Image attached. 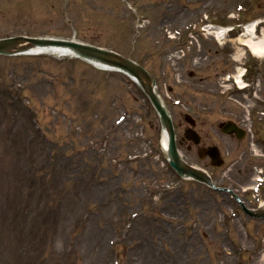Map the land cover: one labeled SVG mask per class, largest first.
I'll return each mask as SVG.
<instances>
[{
    "label": "rangeland",
    "instance_id": "obj_1",
    "mask_svg": "<svg viewBox=\"0 0 264 264\" xmlns=\"http://www.w3.org/2000/svg\"><path fill=\"white\" fill-rule=\"evenodd\" d=\"M204 15L237 29L223 44L170 40ZM254 22L260 37L264 0H0V38L76 39L147 68L184 159L248 208L264 201V58L238 57L237 38ZM188 114L226 154L222 168L183 141ZM238 118L243 142L220 129ZM164 138L124 73L62 52L0 56V264H264V221L179 177Z\"/></svg>",
    "mask_w": 264,
    "mask_h": 264
},
{
    "label": "water",
    "instance_id": "obj_2",
    "mask_svg": "<svg viewBox=\"0 0 264 264\" xmlns=\"http://www.w3.org/2000/svg\"><path fill=\"white\" fill-rule=\"evenodd\" d=\"M54 49L63 50L64 53H70L76 57L96 63L103 67L118 70L131 76L137 80L141 87L144 89L156 111L158 112L161 120L163 130L167 139V151L166 157L170 160V165L176 172L183 178L194 179L202 182L216 190L230 192L232 196L239 201L238 197L228 189L217 188L210 176L204 171L190 166L183 158L178 150L176 142V131L172 117L168 113V110L162 103V100L156 89L155 78L141 65L135 61L126 58L116 52L102 49L90 44L78 42L76 40H62L53 38H30L26 36H12L8 38L0 39V55L4 56H16L21 54L37 53L40 51H53ZM186 120L195 126V122L190 116L186 117ZM234 129H226V132L233 133ZM186 137L193 140L196 144L200 143V137L193 129H189L186 133ZM213 159H218V149L213 148L207 151ZM201 157H204L203 151L200 152ZM222 161L214 163V165L221 166ZM242 207L246 214L256 219L264 220V210L249 209L242 204Z\"/></svg>",
    "mask_w": 264,
    "mask_h": 264
},
{
    "label": "bare ground",
    "instance_id": "obj_3",
    "mask_svg": "<svg viewBox=\"0 0 264 264\" xmlns=\"http://www.w3.org/2000/svg\"><path fill=\"white\" fill-rule=\"evenodd\" d=\"M256 29H257V23H251L247 25L244 28V33L237 38V41L244 47L240 50V54L238 57L242 56L246 49L251 52L252 55H254L257 58H264V30L262 32V36L258 37L256 34ZM56 52L57 51H63V50H57L54 49ZM242 73L236 77L238 82L241 83ZM163 147L166 150L167 148V139L166 137L163 140ZM260 208L264 210V201H262Z\"/></svg>",
    "mask_w": 264,
    "mask_h": 264
},
{
    "label": "flooded vegetation",
    "instance_id": "obj_4",
    "mask_svg": "<svg viewBox=\"0 0 264 264\" xmlns=\"http://www.w3.org/2000/svg\"><path fill=\"white\" fill-rule=\"evenodd\" d=\"M230 122H234V123H236L240 128H242L243 129V127H244V120L242 119V118H238V120H235V119H229V121L228 122H226V123H230ZM224 124V123H223ZM220 127H221V129L223 128V126H222V124L220 125ZM244 130V129H243ZM243 133V139L242 140H240L241 142H243V141H245L246 139H247V137H248V132H245V130H244V132H242ZM225 135V134H224ZM226 137H234V139H237L238 141H239V139H238V136L237 135H225ZM202 138V137H201ZM188 148L190 149V150H193V148H195V149H197L198 151L199 150H201V149H203V148H210V147H214V146H216V145H214V144H212V145H209V146H204L203 144V140H201V144H202V146L200 145H198V146H196V145H194L192 142H190V141H188ZM220 148V147H219ZM221 150V149H220ZM228 154H231L230 152H229V150H228ZM211 163H212V161H211ZM262 172H264V171H262Z\"/></svg>",
    "mask_w": 264,
    "mask_h": 264
}]
</instances>
